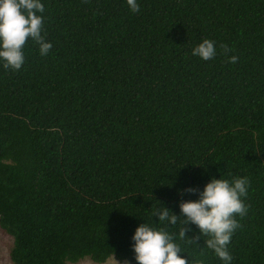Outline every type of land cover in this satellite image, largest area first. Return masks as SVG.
<instances>
[{
    "label": "trees",
    "instance_id": "1",
    "mask_svg": "<svg viewBox=\"0 0 264 264\" xmlns=\"http://www.w3.org/2000/svg\"><path fill=\"white\" fill-rule=\"evenodd\" d=\"M43 2L49 54L28 41L19 70L0 67L11 264H135L130 237L156 201L178 213V188L219 175L249 179L232 264H264V0ZM205 38L208 61L190 53ZM203 239L178 255L222 264Z\"/></svg>",
    "mask_w": 264,
    "mask_h": 264
},
{
    "label": "clouds",
    "instance_id": "2",
    "mask_svg": "<svg viewBox=\"0 0 264 264\" xmlns=\"http://www.w3.org/2000/svg\"><path fill=\"white\" fill-rule=\"evenodd\" d=\"M131 12L139 11L138 0H125ZM43 0H0V67L19 70L24 64V46L28 41L37 46L40 56L49 54L52 44L42 34ZM225 52H228L226 46ZM190 53L203 61L216 55V46L210 39H202L191 48ZM229 63H235V55L228 56ZM171 184V183H170ZM249 189L245 176L231 179L210 177L202 188H178L176 195L178 213L158 201L152 207L150 219L138 224L130 237V247L135 264H189L177 242L193 243V239L204 237L203 247L210 250L222 264H232L228 245L236 229L237 217H243L248 209L244 202ZM195 195L196 199H184ZM155 217V222H153ZM179 226L175 233L170 226ZM194 225L198 237L190 239L186 232Z\"/></svg>",
    "mask_w": 264,
    "mask_h": 264
},
{
    "label": "rangeland",
    "instance_id": "3",
    "mask_svg": "<svg viewBox=\"0 0 264 264\" xmlns=\"http://www.w3.org/2000/svg\"><path fill=\"white\" fill-rule=\"evenodd\" d=\"M12 245V238L6 236L0 231V264H11L9 260V250ZM75 264H94L87 258L75 263ZM104 264H128L127 262H118L112 258L108 259Z\"/></svg>",
    "mask_w": 264,
    "mask_h": 264
}]
</instances>
